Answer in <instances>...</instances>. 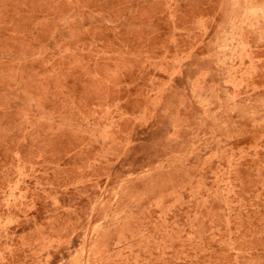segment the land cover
<instances>
[{
	"label": "rangeland",
	"instance_id": "1",
	"mask_svg": "<svg viewBox=\"0 0 264 264\" xmlns=\"http://www.w3.org/2000/svg\"><path fill=\"white\" fill-rule=\"evenodd\" d=\"M0 264H264V0H0Z\"/></svg>",
	"mask_w": 264,
	"mask_h": 264
}]
</instances>
